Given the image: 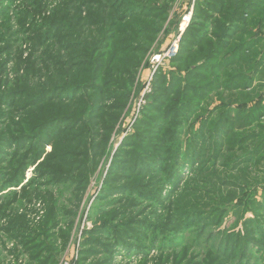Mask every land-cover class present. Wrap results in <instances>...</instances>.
<instances>
[{
	"label": "trees",
	"instance_id": "1",
	"mask_svg": "<svg viewBox=\"0 0 264 264\" xmlns=\"http://www.w3.org/2000/svg\"><path fill=\"white\" fill-rule=\"evenodd\" d=\"M175 3L0 0V235L14 264H59L102 163L76 264H264V0H187L177 55L123 127L180 24Z\"/></svg>",
	"mask_w": 264,
	"mask_h": 264
},
{
	"label": "rangeland",
	"instance_id": "2",
	"mask_svg": "<svg viewBox=\"0 0 264 264\" xmlns=\"http://www.w3.org/2000/svg\"><path fill=\"white\" fill-rule=\"evenodd\" d=\"M187 14H188L187 13V0H176V3L174 5V9L171 12L169 20L172 18L177 20L180 17L181 18L180 24L178 25L177 29H174L172 34H170L169 36H167L165 38L162 37L160 52L153 54L151 56L150 64L147 66V68L144 71L141 72V82H143L145 84V90H144L142 96L138 100L134 101L132 110H131L129 116L125 120V124L123 127L127 130V132H129L130 129L132 128V126L135 122V119L138 116L140 107L145 104L144 94L151 92L150 83L152 81L154 73L161 66L168 69L170 59L169 58H166V59L162 58V60L157 61L158 56L163 57L164 55H166L168 53L169 49H171L173 44L176 42V40H178V35H179L180 29L182 27L183 19ZM27 55H28V52H26L25 56H27ZM122 138L120 137L119 140L117 142H115V147H118ZM110 162H111V160L109 161L108 165L105 167L106 168L105 173H104L105 175L107 174V170L110 166ZM101 172L102 173L104 172L103 163L101 164L98 173L92 179L90 187L88 188L87 193L84 197V201L82 203L81 210H80L79 216L77 218V224H79V228L77 226V228L71 233V237L68 240L67 247H66L64 253L62 254V256L60 257L59 264H76V261L79 258V252L81 249L80 243L82 240L81 232L84 229L92 228V224L90 222H87V217H88L89 211H90V209H91V207H92V205L96 199L97 194L100 192L101 180H99V176H100L99 174ZM31 174H32V170H30L28 172V175H27L28 178L27 179L31 178ZM61 197H63V200H61V202H62V205H64V206L69 205V203L71 201L73 202V199L70 196V193H68V192L63 193V195ZM35 203H36L35 209L37 211V215H34V217L37 216L35 219L38 220L39 217H41V215L43 214V209H42V205H41L40 201L35 202ZM33 207L34 206H32V208ZM2 241L4 243L6 242L5 239H1V235H0V253L3 254L4 260L7 263L14 264L16 262L15 255H10L9 252L15 248L16 242L15 241L6 242L7 248L4 249L2 246ZM61 242H62L61 239H57V246L60 247ZM121 253H122L121 255L126 254L125 251H124V254H123V252H121ZM152 254H154V252ZM28 258H29L28 255L23 254L20 258L19 263L26 264V262L28 261ZM115 264H139V262H137V260L135 258L123 259L122 256H118L116 258Z\"/></svg>",
	"mask_w": 264,
	"mask_h": 264
},
{
	"label": "built area",
	"instance_id": "3",
	"mask_svg": "<svg viewBox=\"0 0 264 264\" xmlns=\"http://www.w3.org/2000/svg\"><path fill=\"white\" fill-rule=\"evenodd\" d=\"M192 16H193V8L190 9V11L188 12V14L184 17L183 22H182V27L180 29V33L178 35V40H176V42L173 44V46L171 47V49H169L168 53L166 55L162 56H158L157 61L162 60V58H173L177 55L178 51H179V44L181 41V37L184 34L186 28L189 26L191 20H192Z\"/></svg>",
	"mask_w": 264,
	"mask_h": 264
}]
</instances>
